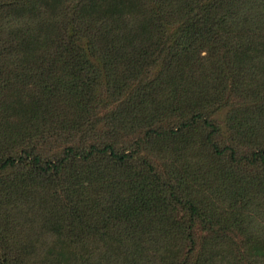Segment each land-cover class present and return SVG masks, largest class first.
Returning a JSON list of instances; mask_svg holds the SVG:
<instances>
[{
  "label": "trees",
  "instance_id": "16d2710c",
  "mask_svg": "<svg viewBox=\"0 0 264 264\" xmlns=\"http://www.w3.org/2000/svg\"><path fill=\"white\" fill-rule=\"evenodd\" d=\"M0 264H264V0H0Z\"/></svg>",
  "mask_w": 264,
  "mask_h": 264
}]
</instances>
